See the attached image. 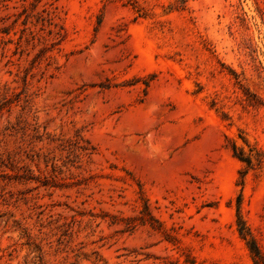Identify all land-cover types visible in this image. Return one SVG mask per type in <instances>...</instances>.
<instances>
[{"label":"rangeland","instance_id":"rangeland-1","mask_svg":"<svg viewBox=\"0 0 264 264\" xmlns=\"http://www.w3.org/2000/svg\"><path fill=\"white\" fill-rule=\"evenodd\" d=\"M238 215L264 255V0H0V264H253Z\"/></svg>","mask_w":264,"mask_h":264},{"label":"trees","instance_id":"trees-1","mask_svg":"<svg viewBox=\"0 0 264 264\" xmlns=\"http://www.w3.org/2000/svg\"><path fill=\"white\" fill-rule=\"evenodd\" d=\"M232 151L234 156L238 158L241 162L245 163L247 167L251 166V159L248 157H244L235 146L232 147ZM237 225L239 235L245 241L246 246L252 256L253 264H264V255L257 246L255 240L250 235L249 230L247 229L239 215L237 216Z\"/></svg>","mask_w":264,"mask_h":264}]
</instances>
